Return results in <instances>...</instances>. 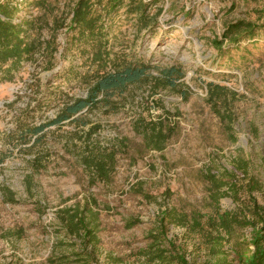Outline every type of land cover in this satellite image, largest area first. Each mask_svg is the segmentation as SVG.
Listing matches in <instances>:
<instances>
[{
	"label": "rangeland",
	"instance_id": "obj_1",
	"mask_svg": "<svg viewBox=\"0 0 264 264\" xmlns=\"http://www.w3.org/2000/svg\"><path fill=\"white\" fill-rule=\"evenodd\" d=\"M72 1L54 0L42 16L27 0L21 14L40 15L41 39L51 40ZM145 1L156 18L140 28L122 15L111 46L153 75L181 70L176 88L134 85L33 135L88 92L78 73L67 80L72 65L82 75L90 68L68 47L66 26L55 32L54 56L39 52L13 80H0V264H243L254 251L252 225L264 219V33L224 56L213 41L239 20L262 23L264 0ZM209 84L229 89L220 102L226 120ZM162 125L170 135L157 151L143 132ZM114 150L110 177L94 176L86 155ZM67 209L85 215L87 236L63 224ZM166 209L184 224L161 220ZM223 213L240 224L220 225Z\"/></svg>",
	"mask_w": 264,
	"mask_h": 264
},
{
	"label": "trees",
	"instance_id": "obj_2",
	"mask_svg": "<svg viewBox=\"0 0 264 264\" xmlns=\"http://www.w3.org/2000/svg\"><path fill=\"white\" fill-rule=\"evenodd\" d=\"M27 0H0V80H13L24 64L35 59L39 52L54 56L57 51L55 32L60 27H67L69 36L67 44L70 50L77 49L87 56L90 70L84 73L76 71L75 66L69 68L71 81L75 73L78 80H84L88 85L85 96L73 97L60 108L56 118L47 124L34 127L33 135L43 131L47 126L59 125L67 120H78L83 111L94 109L101 104L109 105L115 95H122L134 85H146L153 83L155 89L176 88L177 81L184 77L181 70L175 68L165 69L158 76L153 75L149 64L122 58L115 53L112 40L115 39L116 21L125 15L133 17V23L140 28L148 27L149 22L156 18L149 12L150 3L145 0H74L65 19H54L53 37L51 40H42L40 36V15H23V2ZM59 1V0H56ZM33 6L40 10L42 16L48 14L58 5L54 0H32ZM71 3V0H70ZM64 11L62 12V14ZM57 29V30H56ZM264 33V21L262 23L248 20H239L226 27L222 39L216 38L213 43L217 50L224 56L232 50L239 51L241 42L254 40ZM112 45V46H111ZM230 56V55H229ZM51 60V59H50ZM52 66V62L49 67ZM229 93L226 86L209 84L208 94L212 105L222 120H226V113L222 111L220 102L222 97ZM228 101V99L225 98ZM220 108V109H218ZM84 122L83 125H86ZM96 128V127H94ZM150 147L162 151L169 140V130L165 132V125L146 128L143 132ZM116 151L102 153L100 155H86V167L92 169L94 176L107 180L114 168ZM1 162V161H0ZM246 166V163H244ZM241 168V167H240ZM246 168V167H243ZM249 192L253 193L259 186L256 179H250ZM5 195L10 201L13 199V191L6 188ZM256 215H262V210L255 206ZM94 216V211H91ZM62 222L67 229L77 235L87 236L90 233L89 221L82 212L65 210ZM169 219L174 224H184V217L174 210L166 209L162 212L161 220ZM220 225H234L236 219L228 213L218 215ZM253 224L255 245L251 254L242 256L243 264H264V224ZM199 221H195L198 224ZM237 224H240L238 221ZM252 224V223H251Z\"/></svg>",
	"mask_w": 264,
	"mask_h": 264
}]
</instances>
